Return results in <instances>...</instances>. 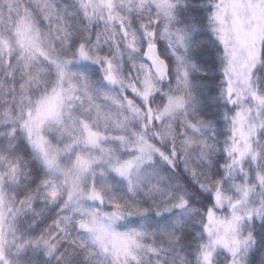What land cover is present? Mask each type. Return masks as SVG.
Wrapping results in <instances>:
<instances>
[{"label": "snow or ice", "instance_id": "1", "mask_svg": "<svg viewBox=\"0 0 264 264\" xmlns=\"http://www.w3.org/2000/svg\"><path fill=\"white\" fill-rule=\"evenodd\" d=\"M0 264H264V0H0Z\"/></svg>", "mask_w": 264, "mask_h": 264}]
</instances>
